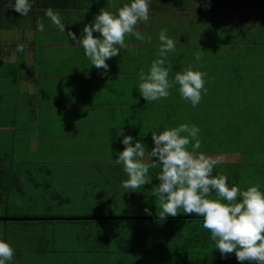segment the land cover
Here are the masks:
<instances>
[{"label": "crops", "instance_id": "crops-1", "mask_svg": "<svg viewBox=\"0 0 264 264\" xmlns=\"http://www.w3.org/2000/svg\"><path fill=\"white\" fill-rule=\"evenodd\" d=\"M14 2L0 0V133H6L9 142L32 146L43 155L57 135L79 145L83 143L81 151L90 154L100 150H89L90 138L100 137L109 144V148L102 149L100 163L121 165L114 159L124 150L123 137L130 135L133 143L142 142L147 162L148 153L154 147L152 133L164 130L156 127L157 122L168 124L172 118L173 126L187 123L202 130L201 125L207 126L210 122L208 115L214 116L216 111L209 102L212 94L219 90L230 96L234 91L231 90L232 80L240 85L247 77L243 71L246 62L251 58L249 62L255 67L260 59L264 60V0H150L149 20L141 22L136 29L146 39L126 35L128 47L106 61L110 68L106 74L91 65L82 46L76 45L67 33L71 31L80 39L84 25L92 22L102 8L115 12L130 0H30L33 8L27 16L10 7ZM48 8L60 12L65 33L46 17ZM37 19L44 24L43 32L37 31ZM163 29L176 41L175 51L167 54V62L173 65L169 80H174L176 72L189 65L207 73L204 77L207 92H202L196 107L180 96L178 84L169 90L167 98L156 101L147 102L138 91L139 72L147 73L151 62L158 57L159 33ZM93 35L99 37L100 33ZM18 45H24L22 51L17 50ZM201 51V59L196 60L195 54ZM65 80L69 86L67 96L60 89ZM88 116L94 117V122L78 125V122H87L83 117ZM10 150L9 162L28 163L14 160L15 146ZM35 162L48 164L50 160ZM225 163L235 168L254 164L239 158L218 164ZM261 164L264 166V162ZM10 218L31 217L14 215ZM18 220L0 221L1 230L6 233L8 226L18 224ZM47 223L48 220L24 223L33 234L28 240L15 241L19 246L8 264H201L200 254L184 255L178 249L159 256L96 249L88 237L81 236L77 223L73 222L70 227L59 225L60 228L49 227ZM69 232L75 235L67 236ZM226 258L221 263H209L207 259L206 264H241L235 253Z\"/></svg>", "mask_w": 264, "mask_h": 264}, {"label": "clouds", "instance_id": "clouds-1", "mask_svg": "<svg viewBox=\"0 0 264 264\" xmlns=\"http://www.w3.org/2000/svg\"><path fill=\"white\" fill-rule=\"evenodd\" d=\"M149 5L150 0H130L115 12L102 8L92 22L84 25L80 39L77 40L71 31L67 35L76 41V45L82 46L91 65L106 74L110 70L106 61L128 47L126 35L135 36L137 40L146 39L136 29L141 22H148ZM10 7L27 16L33 3L30 0H15ZM45 15L60 32L65 33V22L58 10L48 8ZM36 24L37 31L43 32V22L37 19ZM94 32L100 33V36H94ZM159 41L158 57L151 62L149 71L139 72V93L147 102L156 101L167 98L169 90L178 84L180 96L196 107L202 99V92H207L204 79L207 73L194 70L189 65L185 70L177 71L174 80L170 81L173 65L167 62V54L175 51L176 41L167 35V29L160 31ZM23 48L24 45L17 46L18 51ZM202 55L203 51L196 53L195 59L200 60ZM199 132L198 126L187 123L159 133L153 132L154 147L148 153L147 162L142 142L137 140L133 143L134 138L125 135L122 140L124 150L114 159L115 163L122 164L127 176L121 185L126 190L135 191L151 184L150 168L159 165L161 170L157 178L160 183L152 194L161 203L160 219L176 217L179 209L185 214L202 217L203 228L211 233L215 249L222 257L235 253L241 264L245 261L264 264V192L259 184L242 190L235 184L229 186L226 175H213L221 158L197 151L202 146ZM190 143L191 150L188 148ZM145 213L151 215L147 208ZM14 254L11 244L0 238V264H8Z\"/></svg>", "mask_w": 264, "mask_h": 264}, {"label": "rangeland", "instance_id": "rangeland-1", "mask_svg": "<svg viewBox=\"0 0 264 264\" xmlns=\"http://www.w3.org/2000/svg\"><path fill=\"white\" fill-rule=\"evenodd\" d=\"M114 1L123 2L124 0ZM256 61H258V57ZM248 62H246L247 67L243 69L247 77L244 74L246 78L240 85H235V80H232L231 90L234 91L230 96L219 90L212 94V99L209 102L210 106L214 104L216 111L214 116L211 113L208 115L210 122L207 123V126L204 123L201 125L202 130L198 135L202 146L197 151L214 158L220 157L219 163L233 158H239L243 162H254V164H243L236 169L226 163L217 164L213 171L215 175H226L229 186L235 184L242 190H246L251 185L259 184L260 190L264 192V166L261 164L264 162V60L260 59L255 67L254 64ZM65 82L61 84L60 89L67 96L66 91L69 90V86L67 80ZM79 89L75 90L79 91ZM74 117L69 118L74 119ZM83 119L87 122H78V125L85 126L88 122H94L92 121L94 117L91 116L83 117ZM169 120L168 124L160 125L157 122L156 127H163V129L169 125H171L169 128L178 127V125H172V118ZM75 125L77 124L75 123ZM60 127L63 131L64 127L61 125ZM206 138L209 140L207 141ZM68 139L57 135L54 140L50 141L51 146H49L48 152L43 155L39 149L32 146H19L15 142H9L8 135L4 132L0 133L2 163L5 165L8 163L9 151L12 146H15L14 160L28 162L14 163L12 166L14 170H11L10 174L16 176V180L1 182L0 217H4L5 213L6 217L13 215L26 217L28 215L31 218H41L43 217L41 214H47L53 216L50 218H54L48 220L47 225L60 228L59 225L70 227L73 224L58 218L83 217L85 214L99 213L100 216L115 217L155 216L157 213H162V208L155 207L161 206V203H152V200L155 199V195L152 194L153 190L160 181L153 178L151 184L144 186V191H142V187L135 191L126 190L121 185V182L127 179L122 164L104 165L99 161L103 157L102 149L109 148L106 141L102 142L100 137L97 139L91 137L88 142L91 149H88L91 152L96 151V148L100 150L90 154L81 151L83 143L79 145V143ZM191 143L188 146L189 149H191ZM39 159H47L50 162L38 164L35 161ZM142 195L148 196L146 201L144 200L146 197H141ZM146 208L150 210L151 215L145 213ZM96 222V220H92L90 223L87 222L88 224H77L80 227L81 236L93 232L94 234L90 237H97L98 234L93 230L96 226L100 228L110 225L109 223ZM24 223L28 222L19 221L18 224L9 225L6 233L1 230L0 224V237L5 240L7 238V242L13 249L19 246L15 241L28 240L33 234V230ZM147 223L149 225L151 222ZM119 224L121 223L117 222L114 225ZM36 225L33 228H36ZM88 226H92L93 229H89ZM69 235H75V232H69L67 236ZM101 248L105 251L117 250V244L111 241Z\"/></svg>", "mask_w": 264, "mask_h": 264}, {"label": "trees", "instance_id": "trees-1", "mask_svg": "<svg viewBox=\"0 0 264 264\" xmlns=\"http://www.w3.org/2000/svg\"><path fill=\"white\" fill-rule=\"evenodd\" d=\"M13 165L14 163L11 161H8V163L5 165L0 159V185L3 181L7 182L8 180H11L12 182L13 180H16V176L10 174V171L14 170L12 168ZM160 170L161 169L159 165L154 168H150L149 175L152 177V179L156 178L157 181H159L157 175L159 174ZM213 174L215 175L214 171ZM157 185L158 184H156V186ZM144 186L142 187V191H144ZM143 196L144 195L141 197ZM144 197H146L144 198L145 200L148 196L145 195ZM152 203H160V201L155 196V199L154 201L152 200ZM155 207L162 208L161 206ZM178 211L180 213L176 217L167 216L163 220L159 217V215L162 213H157L155 215L157 217L153 219H103L99 217L110 216H100L99 213L85 214V216L78 220L61 219L77 224H88L92 220H96L98 223H109V226H102L100 228L95 225V229H93L92 226H88V228L93 229L94 232L98 234V236L90 237V235H93L94 233L89 232L85 233L84 237H88V240H90L89 242L95 245L96 249L100 248L104 250L101 248V246H104L105 244L107 245L112 241L116 242V249L118 251L122 253L125 252L127 254H156L159 256V254L162 253H175L178 249L179 251L181 250L184 255H191L194 253L200 254V257L198 256V261L201 264H206L207 259H209V263L212 261H216L217 263H221L223 260L226 261V256L222 257L219 250L215 249V242L211 239V233L203 228V218L198 217L195 214H185L183 213L182 209H179ZM50 219L54 218L46 217V219H31L27 222H45ZM117 222L121 224L114 225ZM127 222L130 224L126 225L125 223ZM147 222L151 223L148 225ZM92 225L94 224L92 223Z\"/></svg>", "mask_w": 264, "mask_h": 264}, {"label": "water", "instance_id": "water-1", "mask_svg": "<svg viewBox=\"0 0 264 264\" xmlns=\"http://www.w3.org/2000/svg\"><path fill=\"white\" fill-rule=\"evenodd\" d=\"M157 216H115V217H99V218H103V219H127V218H131V219H139V218H147V219H153ZM82 217H71V218H63V219H72V220H78L81 219ZM18 219H46V218H10V217H0V221H9V220H18ZM61 219V218H58Z\"/></svg>", "mask_w": 264, "mask_h": 264}]
</instances>
